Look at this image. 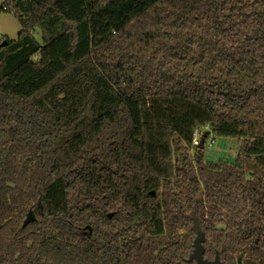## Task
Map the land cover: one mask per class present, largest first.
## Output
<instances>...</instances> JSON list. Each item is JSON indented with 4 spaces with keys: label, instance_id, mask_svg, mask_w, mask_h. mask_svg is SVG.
<instances>
[{
    "label": "trees",
    "instance_id": "16d2710c",
    "mask_svg": "<svg viewBox=\"0 0 264 264\" xmlns=\"http://www.w3.org/2000/svg\"><path fill=\"white\" fill-rule=\"evenodd\" d=\"M1 10L0 264H264V0Z\"/></svg>",
    "mask_w": 264,
    "mask_h": 264
},
{
    "label": "rangeland",
    "instance_id": "374dc122",
    "mask_svg": "<svg viewBox=\"0 0 264 264\" xmlns=\"http://www.w3.org/2000/svg\"><path fill=\"white\" fill-rule=\"evenodd\" d=\"M5 0H0V46L2 45L3 38H8L10 41H15L21 30L18 20L8 13L2 12ZM35 38L38 43L42 44L39 32L35 33ZM207 135L205 142V153L209 159L221 160L225 162L233 161L239 149V142L234 139H218L212 135L209 128H201L195 134L199 139L204 134Z\"/></svg>",
    "mask_w": 264,
    "mask_h": 264
},
{
    "label": "water",
    "instance_id": "95a60500",
    "mask_svg": "<svg viewBox=\"0 0 264 264\" xmlns=\"http://www.w3.org/2000/svg\"><path fill=\"white\" fill-rule=\"evenodd\" d=\"M7 43L4 42L1 47H6ZM203 143H201V148ZM109 218H112V216H109ZM35 222V217L33 215V213H29L27 216V219L23 225V228H26L27 226H29L30 224ZM205 239L203 234L199 233L195 242H194V251L193 254L190 256V259L188 261V263H195V264H221L219 257L216 256V259L212 262H209L207 260L204 259V254H205V250L203 247V243H204Z\"/></svg>",
    "mask_w": 264,
    "mask_h": 264
},
{
    "label": "built area",
    "instance_id": "2783aa9c",
    "mask_svg": "<svg viewBox=\"0 0 264 264\" xmlns=\"http://www.w3.org/2000/svg\"><path fill=\"white\" fill-rule=\"evenodd\" d=\"M12 1V0H10ZM200 139L199 136L197 134H195L194 136V141H193V148L199 147L200 146Z\"/></svg>",
    "mask_w": 264,
    "mask_h": 264
}]
</instances>
